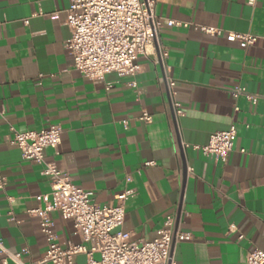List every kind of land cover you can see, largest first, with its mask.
<instances>
[{"label":"crops","instance_id":"1","mask_svg":"<svg viewBox=\"0 0 264 264\" xmlns=\"http://www.w3.org/2000/svg\"><path fill=\"white\" fill-rule=\"evenodd\" d=\"M70 4L0 0V179L6 181L0 239L10 253H0V264H18L14 255L31 264L47 253L39 217L30 211L44 206L51 181L7 137L11 126L25 132L52 124L62 128V142L58 152L45 149L46 160L93 191L96 202L113 204L117 194L135 190L122 225L130 240H154L172 214L178 231L190 237L175 244L176 264H247L250 250L264 251V101L253 104L234 90L264 96V0L254 6L248 0H155L167 70L152 53L140 58L138 74L112 72L101 81L76 70L65 46ZM196 26L223 33L211 36ZM228 32L251 33L257 41L230 42ZM167 76L176 81L185 110L180 119ZM144 111L151 122L141 119ZM233 123L237 139L226 160L193 148ZM50 216L63 246L81 242L71 220L57 211ZM86 262L80 254L73 264Z\"/></svg>","mask_w":264,"mask_h":264},{"label":"built area","instance_id":"2","mask_svg":"<svg viewBox=\"0 0 264 264\" xmlns=\"http://www.w3.org/2000/svg\"><path fill=\"white\" fill-rule=\"evenodd\" d=\"M256 2L248 0L251 6ZM66 23L71 37L65 46L73 57L75 69L84 77L101 81L112 72L120 76H134L141 71L140 58L152 53L158 56V62L167 70L168 50L159 39L163 21L155 12V0H71ZM167 24L190 26L177 20H167ZM196 27L211 36L223 33L220 28ZM227 38L244 46L257 41L255 35L243 32H228ZM132 85L136 86V83L132 82ZM167 88L174 115L180 119L185 116V110L177 99L176 81L169 76ZM241 94L253 104L264 101V96L251 94L244 87H236L234 96ZM141 119L151 122L152 115L144 111ZM10 132L7 143L18 147L24 160L42 165V174L51 181V191L43 196L44 206L30 211V214L39 217L41 232L48 244L46 255L31 264H73L80 254L86 256V264H176L173 256L175 244L190 237L178 231L174 215L166 217L163 228L154 240H130L131 233L124 232L122 225L126 218V202L135 194L134 189L127 188L117 194L113 204L101 205L96 202L93 191L77 186L69 172L46 160L45 149L50 147L58 152L61 145L63 130L59 125L52 124L41 130L25 132L11 126ZM236 139L237 126L233 123L228 130L213 133L208 144L194 145L193 148L206 156L226 160L234 150ZM187 147L184 144V148ZM154 164L153 161L145 163L146 166ZM189 171L193 173V168H189ZM5 185L6 181L1 178L0 190ZM54 211L73 222L75 232L81 238L80 243L63 246L58 241L50 216ZM234 227L232 225L231 230ZM239 238H243V234ZM0 253L10 254L1 239ZM14 257L18 264H25L19 255ZM246 262L264 264V251L258 248L250 250Z\"/></svg>","mask_w":264,"mask_h":264}]
</instances>
